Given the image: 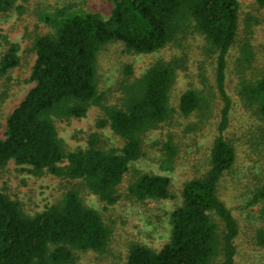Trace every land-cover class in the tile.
Instances as JSON below:
<instances>
[{"label": "trees", "instance_id": "trees-1", "mask_svg": "<svg viewBox=\"0 0 264 264\" xmlns=\"http://www.w3.org/2000/svg\"><path fill=\"white\" fill-rule=\"evenodd\" d=\"M19 1L0 0V17L13 11L23 13ZM110 1L109 17L76 11L71 3L39 14V22L50 31L34 37L36 60L29 79L34 86L8 116L4 137L0 135V172L14 161L30 166L29 171L38 176L49 172L81 179L106 206L122 198L121 187L128 179L127 198L137 202L171 198L168 176L131 171L133 163L145 155L143 136L177 116H195L197 121L186 130L200 132L214 115L213 96L210 91L189 88L175 108L171 91L187 60L160 58L141 76L127 66L119 103L109 105L99 89L98 56L112 42L123 43L129 53L152 54L181 45L187 36L198 33L216 56L215 88L223 103L210 167L184 184L182 205L171 213L169 241L160 250L132 243L125 264H213L219 256L222 264H234L240 225L219 192L237 160L227 134L233 105L227 89V56L238 40L240 0ZM254 1L264 9V0ZM1 38L0 81L9 80L11 70L20 64L18 45ZM241 53L239 97L247 111L264 121V75L249 78L243 70L254 56L248 42L242 44ZM203 80L209 84L207 78ZM93 106L103 113L98 127H110L124 145L105 149L92 135L86 148L67 152L56 121L85 117ZM168 138L162 150L172 162L177 146L173 135ZM246 138L249 149L261 153L264 125ZM263 200L264 187L253 196V202ZM111 238L110 227L96 209L84 203L78 190H69L59 203L35 216L27 215L18 201L0 190V264H75L77 251L105 253ZM255 238L264 246V229H258Z\"/></svg>", "mask_w": 264, "mask_h": 264}, {"label": "rangeland", "instance_id": "rangeland-1", "mask_svg": "<svg viewBox=\"0 0 264 264\" xmlns=\"http://www.w3.org/2000/svg\"><path fill=\"white\" fill-rule=\"evenodd\" d=\"M19 3L25 8L23 13L13 11L0 17V55L2 36L18 45L20 56V64L8 75L10 79L0 81V135L3 137L8 116L34 86V82L29 80L36 60L34 37L50 31L39 22V14L69 3L76 11L99 12L105 17H109L113 10L110 0H20ZM240 3L238 40L227 56V89L233 101L227 134L237 150V160L233 169L224 176L219 194L240 225V234L235 240L237 254L234 264H264V246L257 244L255 238L258 229H264V200L253 202V196L264 187V150L253 153L246 142L247 135L256 131L259 125H264V121L244 108L238 92L239 59L243 57L241 46L244 42L251 45L254 53L251 62L244 64V72L249 78L264 75V9H259L254 0H240ZM208 48L204 36L192 33L181 45H170L152 54L129 53L123 43L112 42L104 46L98 56L99 89L109 105L119 103V87L125 79L127 66L133 68L136 76H141L160 58L184 57L187 60L186 69L178 70L171 91V104L175 108L178 109L182 94L189 88L204 90L206 94L210 91L209 95L213 96L214 115L200 132L186 130L190 123L197 121L195 116L189 119L177 116L171 123H163L143 136L145 155L133 163L131 171L139 169L168 176L171 198L145 202L127 198L128 179L121 187L122 198L114 205L106 206L81 179L58 177L49 172L38 176L29 171L30 166L18 165L14 161L0 172V190L18 201L29 216L59 203L71 189L78 190L84 203L101 214L112 230L108 250L102 254L77 251L75 264H125L132 243L160 250L169 241L171 213L182 205L184 184L207 172L210 149L218 133L223 103L215 88L216 56ZM203 77L208 79V85ZM102 117L101 108L93 106L85 117L57 120L58 133L66 151L86 148L92 135L100 147H122L124 140L110 127H98ZM169 135H173L177 146L172 162L162 150ZM222 261L223 257L219 256L213 264H222Z\"/></svg>", "mask_w": 264, "mask_h": 264}]
</instances>
